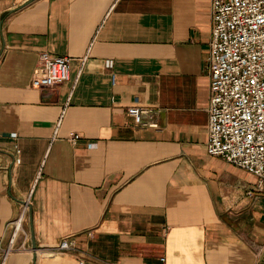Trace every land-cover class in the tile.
<instances>
[{"label": "crops", "instance_id": "obj_1", "mask_svg": "<svg viewBox=\"0 0 264 264\" xmlns=\"http://www.w3.org/2000/svg\"><path fill=\"white\" fill-rule=\"evenodd\" d=\"M210 22L209 0H0V244L22 216L30 247L0 264H264V190L205 148ZM43 51L67 81L31 86Z\"/></svg>", "mask_w": 264, "mask_h": 264}, {"label": "built area", "instance_id": "obj_2", "mask_svg": "<svg viewBox=\"0 0 264 264\" xmlns=\"http://www.w3.org/2000/svg\"><path fill=\"white\" fill-rule=\"evenodd\" d=\"M210 36L205 59L209 77L206 107V151L211 156L244 170L255 178L257 191L264 190V0H209ZM70 58L39 54L31 86L48 88L69 79ZM133 123L155 126V110L134 97L126 109ZM79 137L70 134L71 140ZM252 190L247 194L252 195ZM22 216L11 221L2 259L9 253L28 250L23 237L17 242ZM72 243L63 239L51 253H64Z\"/></svg>", "mask_w": 264, "mask_h": 264}, {"label": "water", "instance_id": "obj_3", "mask_svg": "<svg viewBox=\"0 0 264 264\" xmlns=\"http://www.w3.org/2000/svg\"><path fill=\"white\" fill-rule=\"evenodd\" d=\"M32 248H35V244L32 242Z\"/></svg>", "mask_w": 264, "mask_h": 264}, {"label": "rangeland", "instance_id": "obj_4", "mask_svg": "<svg viewBox=\"0 0 264 264\" xmlns=\"http://www.w3.org/2000/svg\"><path fill=\"white\" fill-rule=\"evenodd\" d=\"M252 176V175H251ZM252 178V177H251ZM252 181V180H251Z\"/></svg>", "mask_w": 264, "mask_h": 264}]
</instances>
